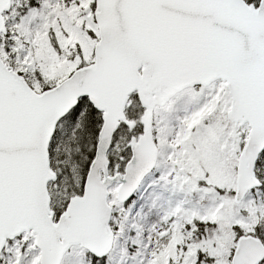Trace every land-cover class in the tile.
I'll return each mask as SVG.
<instances>
[{"label": "snow or ice", "instance_id": "6c2138e0", "mask_svg": "<svg viewBox=\"0 0 264 264\" xmlns=\"http://www.w3.org/2000/svg\"><path fill=\"white\" fill-rule=\"evenodd\" d=\"M0 264H264V0H0Z\"/></svg>", "mask_w": 264, "mask_h": 264}]
</instances>
